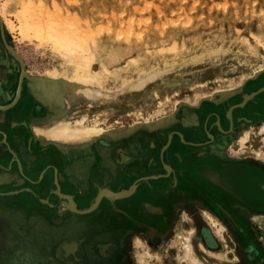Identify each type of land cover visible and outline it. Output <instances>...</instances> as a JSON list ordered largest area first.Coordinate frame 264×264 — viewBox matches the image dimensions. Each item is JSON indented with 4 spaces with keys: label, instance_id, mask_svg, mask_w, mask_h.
Wrapping results in <instances>:
<instances>
[{
    "label": "rangeland",
    "instance_id": "obj_1",
    "mask_svg": "<svg viewBox=\"0 0 264 264\" xmlns=\"http://www.w3.org/2000/svg\"><path fill=\"white\" fill-rule=\"evenodd\" d=\"M11 1L0 0V10L2 5ZM23 2L24 6L17 9L18 13L53 17L50 23L35 22L31 29L35 37L30 38H24L19 30L14 8H10L8 18L16 27L15 33L7 32L0 22L8 49L27 70L26 76L31 79V85L34 87L33 81L36 82L38 78L55 82L44 75L54 71L58 73L57 68L61 65L75 66L70 67L72 70L85 62H88L86 67L89 74L102 82L100 86L94 82L86 85L83 80L85 87L76 85L77 88L88 90L95 98L91 101L87 99L82 108L71 111L63 119L70 121L86 116L90 125L98 123L107 133H111L94 141L80 143L83 147L99 139L106 140L111 135L123 134L126 137L132 131L151 128L143 124L147 118L154 121L155 126L152 128H156L173 118L181 106L193 108L203 102L195 93L198 89L207 87L211 93L226 89L229 96L221 100L217 98L218 101L229 105L239 102L249 82L259 77L251 80L250 74L264 68V0ZM49 26L56 27L58 41L41 43L36 33L41 31L40 27ZM67 35L71 36L74 44L71 55L75 57V62L72 64L60 61L58 50L62 38ZM85 50L90 52V56L82 53ZM140 63L145 64V67ZM121 74L124 78L120 77ZM57 75L58 78L68 76L62 71ZM150 75L154 76L153 81L141 92L134 93L133 87ZM225 82L230 86L223 85ZM41 109L43 116H46L48 110ZM137 114H142L139 122H135L134 115ZM117 119L116 122L120 124L115 126L114 120ZM57 121L49 127L59 123ZM263 124L264 113L260 114L255 126L238 132L228 148L232 158L252 160L264 170ZM244 133H248L251 141L241 147L238 141ZM71 144L70 147H80L77 142ZM62 212L63 204L55 207L54 213ZM71 213L75 212L71 210ZM182 220H178L177 226L169 234L157 239L141 233L128 238L124 235L121 238L123 248L118 264H264V214H256L240 234L230 229V222L225 218L217 220L208 213L204 214L203 222L199 220L197 224L189 217L186 223ZM200 225L205 226V230ZM203 230L210 235L206 236ZM43 234L35 238L28 233L21 239L16 232L4 233L0 230V264L74 263L72 258H63L61 244H58L61 240L72 241L74 234L71 231L52 232L49 237H43ZM103 241L106 243L109 239L102 237V241L98 240L99 243ZM77 247L75 244L76 250ZM186 247L190 251L188 259H184ZM95 250H98L96 246ZM78 257L85 263L83 254H78ZM94 258V264H105L97 255Z\"/></svg>",
    "mask_w": 264,
    "mask_h": 264
},
{
    "label": "flooded vegetation",
    "instance_id": "obj_2",
    "mask_svg": "<svg viewBox=\"0 0 264 264\" xmlns=\"http://www.w3.org/2000/svg\"><path fill=\"white\" fill-rule=\"evenodd\" d=\"M10 52L3 32L0 29V108L11 106L14 103L11 108L15 110L24 105L23 119H40L43 117V110L30 96L28 86L31 84V79L26 76L27 70L15 55H11ZM248 85V88L240 96L241 100L239 102L229 105V103L219 102L216 98L217 100L211 102H201L193 108L181 106L173 118L162 123L164 127L157 129L158 125L156 130L152 131L149 128H141L132 131L127 138L125 137L120 141L99 139L83 148L58 149L52 146L46 149L36 147L32 149L31 146L36 145V142L33 139L31 141L27 139L25 157H23L10 152L5 147L4 137L0 135V159H7V165L0 166V178L4 181L5 186L10 188L9 190L2 191L0 187V202H9L11 198H19L23 201L36 200L42 203L44 200V204L47 202V207L53 213L55 207L57 208L59 204H63L64 213L59 214L71 216L70 219L64 218V223L62 224H64L63 226L66 229L63 230L74 233L72 241H66L60 245L63 251V258H72L74 262L67 264H94L96 262L95 255L98 256L99 260H104L105 264H118L123 248L120 244L121 238L124 235L128 238L132 233L121 230L122 227L119 225H117L118 228H115V230H106L108 229V220H106L108 219V215H106L101 225L105 229L102 228L101 234L95 238L97 240L95 242L98 244H88L89 238H79L81 237L80 234L75 233V228L78 226L75 218L82 216L78 212H83L90 206L92 207L103 191H110L116 195L129 191L133 187L136 189L129 197L122 200L111 201L104 196L98 208L105 203L109 206L111 213L115 210L114 206L116 203L133 198L143 186L148 188L147 190L150 193L157 194L154 192L156 190L151 189L152 182L170 179L173 184L172 170L166 157V154L168 155L171 149L173 140H177L181 145L190 146L197 151L205 150L204 148L206 147L209 148L215 158L206 160L205 157H201L197 159V163L205 165L203 166L205 169L202 168L201 170L210 171L213 174L212 178H214L217 184L221 181L224 185H230L232 193L235 194L238 180V177L236 178L238 164L235 163L227 166L226 159L222 160L217 156L225 154L238 132L242 129L255 126L260 118V114L264 113V91L258 93L264 89V75L249 82ZM250 95H254V97L247 100L246 97L249 98ZM197 110L200 111L199 114H197ZM202 115H204L205 119L199 122ZM171 124H173V127H169ZM192 134L197 135L196 138H190ZM161 140L165 142L164 147L157 150L156 142H162ZM142 144H147V149L151 152L149 157L144 153ZM124 145L130 154L124 152ZM114 146H117L116 157H118L117 159L114 157L115 163L119 167L124 166V168H128V170L120 171L118 174L111 175L110 173H104L102 174L103 176H98L100 166L108 164L105 160L107 159L105 158L106 156L104 157L103 155L112 152L115 149ZM154 152L156 154L152 155ZM205 152L200 151L198 155H206ZM207 155L210 156L209 154ZM179 156L175 155L174 157L180 160ZM231 159L235 160V162L236 160H240V158ZM88 167H93L92 171L87 178L80 180V184L77 185L73 181V178L68 175L69 172H66L69 170L75 172L79 168ZM146 168H153L155 172L145 173L137 177ZM230 174H232L233 178L227 182L226 179ZM207 176L211 177L209 174ZM129 178H133V182L122 185ZM116 183L120 184V186L117 187ZM37 190L44 194L43 197ZM247 191L249 192V190ZM248 192L246 194L251 195L250 199L254 200L256 198V202H264L263 198L256 197L255 194H249ZM71 202L73 203L72 208ZM82 202H88L90 206L84 209ZM98 208L91 214L95 213ZM71 210L75 213H71ZM153 211V216H158L159 211ZM205 213L210 214L208 211ZM216 215L220 218L218 214ZM220 215L230 222V229L235 234H240L243 231L242 229L245 231V228L238 225L234 218L231 217L232 215H227L225 212ZM117 222L120 224L121 220H117ZM203 227L205 226L200 225L201 229H204ZM141 229L143 228L138 229V226L135 225V234H146L153 239L161 237V231L155 224L150 225V228L146 227L144 231H141ZM103 233L107 237L100 236ZM204 233L206 236L210 235L207 231H204ZM102 237L105 240L109 239V241L99 243L98 240L102 241ZM71 243L77 244L78 248L74 253H66L65 246ZM94 245L98 248L97 251ZM78 254H83L85 263L78 257Z\"/></svg>",
    "mask_w": 264,
    "mask_h": 264
},
{
    "label": "crops",
    "instance_id": "obj_3",
    "mask_svg": "<svg viewBox=\"0 0 264 264\" xmlns=\"http://www.w3.org/2000/svg\"><path fill=\"white\" fill-rule=\"evenodd\" d=\"M28 89L33 101L41 108H45L37 102L31 84H29ZM24 110V105L15 110L12 108L0 110V132H2L0 135L4 137L5 147H7L10 152L25 157L27 139H29V141L32 139L35 140L36 145H32V149L35 147L46 149L52 146L58 149L75 148L70 147V145H73L70 142L69 144L68 142H60L61 144H59V141L56 140L41 139L37 133H35L38 127L50 128L48 119L51 113L49 111L46 116L40 119L29 120L26 118L23 119L22 113ZM46 110L48 109L45 108V111ZM199 112L200 111L197 110V114H199ZM204 119L205 117L202 115L199 122H202ZM263 126L264 124L262 127ZM161 127L164 126L159 124L157 129ZM169 127H173V124ZM149 130H156V128H149ZM122 136L123 134L120 136L111 135L110 138L107 139L110 141H120L125 138ZM196 136L197 135L192 134L190 138H196ZM250 141L251 140L246 144L250 143ZM77 143H79L77 144L79 146L82 145L80 144L82 142ZM156 143L157 150L163 148L165 144L164 140ZM142 145V149L145 151L144 153L149 157L151 152L148 151L147 144ZM245 145L243 147H245ZM116 147L117 146H114L115 149L113 148L114 150L107 154L108 156L103 155L104 157L106 156L105 158L107 159L105 160L108 164L100 166L101 168L98 171V176H103L102 174L104 173H110L111 175L115 173L118 174L120 171L128 170V168H124V166L119 167L118 164L115 163L114 157L116 159L118 158L116 157ZM124 147V152L126 154L129 153L125 145ZM78 148H83V146ZM204 149L205 150H198V152L190 146L181 145L177 140H173L171 149L168 155L166 154L168 164L173 174V184L170 179L152 182L151 189L156 190L154 192L157 194L150 193L149 190H147L148 188L143 186L133 198L116 203L114 206L115 210L111 213L109 211V206L104 203L95 213L75 218L78 223L77 228H75V233L77 232L80 236L84 237L88 236V244L96 243L95 241L97 240L95 238L99 235L96 232L105 229L101 226V221L108 215V219H106L108 220V229H106L108 231L115 230V228L117 229V225H119L122 227L121 230H126L132 233L133 236L135 235V225L138 226V229L143 228L141 231H144L146 227L150 228V225L155 224L161 231L160 235L166 236V234H169L173 230L174 226H177L178 220L183 219L182 221L186 223L189 217L191 221L194 219L197 224L199 220L203 222L204 214H206L205 212L207 211L217 220L219 217L216 214L220 216L219 219L223 217L220 215L223 212L227 215H232L231 217L234 218L238 225L246 228L249 223L248 221H251L256 214H264V202H256V198L252 200L250 199L251 195L246 194L248 192L247 190H249V194L253 193L256 197L264 199V170L255 162H252V160H246L245 158L236 160L235 162V160L231 159L232 157L230 156L231 154H229V150L223 155H218L217 157H219V159H226L227 166L235 163L238 164L236 176V178L238 177L237 189L235 194H233L230 185H224L221 181L217 184L214 178H212L213 174L210 171L206 172L201 170L202 168L205 169V167H203L205 165H199L197 163L198 158L205 157L206 160L215 158L209 148L206 147ZM200 151H206V155H198ZM156 152L152 153V155H155ZM175 155H180V160H177L174 157ZM6 161L7 159H0V166H6ZM92 168H79L75 170V172L72 170L66 172H69L68 175L73 178V181L77 185L80 184V180L88 177ZM153 172H155L153 168H146L143 173L138 174L137 177L145 173ZM208 174L211 177L207 176ZM231 178H233L232 174L227 177V182L230 181L229 179ZM132 179L129 178L125 180L122 185L132 183ZM116 186L118 187L120 184L116 183ZM0 187L2 191L10 189L8 186H5L1 178ZM84 188L86 189L85 186ZM38 193L43 197L44 194L42 192L38 191ZM21 201L23 200L19 198H11L9 202H0V230L4 233L7 231L16 232L22 239V236L28 235V233L37 238L38 235L43 232V237H49L52 232H61L63 229H66L62 223H64V218L70 219L71 216L59 213L54 214L51 209L47 207L48 203L46 202L44 204V200L43 203L36 200ZM82 206L87 208L90 204L88 202H82ZM153 210L159 211L158 216H153ZM178 217H180V219ZM117 220H121L120 224ZM21 233L25 234L22 235ZM71 234L74 233L71 232ZM64 242V240H61L58 244L60 245ZM51 243L55 244V242Z\"/></svg>",
    "mask_w": 264,
    "mask_h": 264
},
{
    "label": "bare ground",
    "instance_id": "obj_4",
    "mask_svg": "<svg viewBox=\"0 0 264 264\" xmlns=\"http://www.w3.org/2000/svg\"><path fill=\"white\" fill-rule=\"evenodd\" d=\"M23 6H24L23 0H12L9 3L2 5L1 10H0V22H2V24L5 27L7 32H10L12 34L15 33L16 27L13 25V23H11V21L8 18L9 10L12 7L17 11V12L16 11H13V12H15V14H17L16 19L19 23V26H20L19 30H21L23 37L24 38L35 37L33 35L34 33L31 32V29H33L32 25L37 21H39V22H46L47 21V23L48 22L50 23L52 21L53 17L51 15H47V16L41 15V14L29 15V14L18 13L19 8L23 7ZM236 9H237V7H236ZM234 12H236V11H234ZM235 14L236 13H234L233 15H235ZM235 17H237V16H235ZM224 19L227 21L226 17ZM235 20H236V18H235ZM0 26H1V24H0ZM55 28L56 27H54V26H49V27H45V28L40 27L39 29L41 31L39 33H36L37 38L40 39L41 43H44L46 41H48L50 43H56L58 41V39L56 38V35H58V32ZM84 37H86V36L84 35ZM89 37H91V36H89ZM70 38H71L70 35H67L65 38H62V40L60 42L61 47L60 46L58 47L59 48L58 50L60 53V61H63V63H66V64L67 63L72 64L75 62L74 61L75 57H73L71 55V54H73V53H71V51L74 50L73 49L74 44ZM139 39H137L136 42H138ZM88 40H90V38H88ZM144 49H146V48H144ZM174 50H177V49L174 48ZM82 53L87 54V55L90 54V52L88 50L87 51L85 50ZM91 57H92V54H91ZM139 62H141V61H139ZM146 62H144V63H146ZM133 63H134V61H133ZM142 63H143V61H142ZM87 64H88V62H85L82 66L77 65L76 69H72V70L70 69V67L75 68V66L70 65L68 67H65V66L61 65V67L57 68L58 73H59V71H62V72H64V74H68V76L62 75V77L66 78V80L62 79V77L58 78V75H57L58 73H56L55 71L51 72V73H47L44 75L46 77V79L48 78L50 80L55 81V82L49 81L48 82L49 86L46 87L45 89H47L48 91L59 90L62 93L61 95L64 99V106L69 108L70 111H73L77 107L82 106L84 101H86L87 99L91 101V100H93V98H95V96L92 97V95L89 93V91L85 90V88L84 89L77 88V87H82V86L85 87V84H83V80L86 81V85L89 82H91V83L94 82L95 85L98 84L99 86L102 85V82L100 83V80L98 78L89 74L90 71L87 70L88 69L86 67ZM137 64H138V62H137ZM134 65H135V63H134ZM141 65H144V67H145V64H141ZM137 67H140V66L138 65ZM103 68H104V65H103ZM72 71H73V73H70ZM262 75H264V68L259 70V71L257 70L255 72H252L250 74V79L253 80L256 77L262 76ZM123 76L124 75L121 74L120 77L124 78ZM120 77H118V79H120ZM155 77H156V75H155ZM153 78H154L153 75L146 77L139 84H136L133 87L132 91L134 93L141 92L142 90H144V88L147 86V84H149L150 82L153 81ZM95 80H97V81H95ZM96 82H98V83H96ZM76 85H77V87H76ZM223 85H229L230 86V84L228 82L223 83ZM223 89H224V86L222 87V90ZM216 90H219V88H216ZM195 93L197 94V96L200 100H203V102H211V101H214V99H216V98H220V100H221V99L225 98L226 96H229V94H230L229 92H227L226 89H224L222 92L212 91V93H211V90L208 89L207 87L202 88V89H198L195 91ZM246 99H248V98L246 97ZM13 105H14V103L11 106H13ZM11 106H9V107H11ZM134 117H136L135 122H139V120L142 119L141 118L142 114L134 115ZM116 121H118V119L114 120L115 126H118L120 123L116 122ZM89 122H90V120L88 119V117L80 116L79 118L73 119L70 121H65V120H63L61 122L59 121V123L52 126L51 128H46V127L45 128L44 127L39 128L38 127V129L35 130V133H37V135L41 139L43 138L45 140H48V139L49 140H56V141H59V144H61L60 142H68V144H69V142L70 143L71 142H84V141L88 142L90 140L94 141L97 138L104 136L105 134H111V133H107V131L105 129H103V127L101 125H98V123L96 125L95 124L90 125ZM113 124H111V127L113 126ZM143 124H144V126L151 127V128L153 126H155L154 121L152 122V120H148V118H147V120L144 121ZM108 128H110V127L108 126ZM248 141H249V135H248V133H244L241 137H239L238 143L241 147H243ZM134 190H136L135 187H133L132 190H130L129 195L132 194ZM126 192H124L125 195L127 194ZM104 196L106 198L114 199L117 195L111 193L110 191H103L98 196V198H99L98 201H100ZM65 250L67 253H74L76 251L75 243H74V246L73 245L72 246H70V245L66 246ZM184 250H185L184 259L190 258V256H189L190 251H189L188 247H186V249H184Z\"/></svg>",
    "mask_w": 264,
    "mask_h": 264
},
{
    "label": "water",
    "instance_id": "obj_5",
    "mask_svg": "<svg viewBox=\"0 0 264 264\" xmlns=\"http://www.w3.org/2000/svg\"><path fill=\"white\" fill-rule=\"evenodd\" d=\"M48 82H49L48 80H43V79L38 78V80H36V82H35V80L33 81V83H35L34 84L35 86L34 87L32 86V89H33L34 96H35L37 102L40 105H42L43 107L47 108L48 111L51 113V115H49L50 117L48 119V124L50 125V124L56 122L57 120H58L57 122H59V121L61 122V120H63L64 118H67L66 116H68L71 111L69 110V108L64 106V99L61 95L62 93H59L57 90H55L56 91L55 92L52 90L48 91L47 89H45L46 87L49 86ZM263 91H264V89L259 91L258 93L263 92ZM253 96L254 95L249 97L247 100H250L251 98H253ZM84 103H85V101H84ZM9 108H11V107L8 106L5 108H0V110H7ZM80 108H82V106H79L76 109H80ZM130 190H132V188ZM130 190L126 192L127 193L126 195L124 194V192H122V193L116 194L117 196L114 199H110V198H108V199L111 201L126 199L127 197H129L131 195V194L129 195ZM98 200H99V198H97L94 205L90 209L85 210L83 212H78V214H80V215L91 214L93 211H95L98 208V206L101 202V200L100 201H98Z\"/></svg>",
    "mask_w": 264,
    "mask_h": 264
}]
</instances>
